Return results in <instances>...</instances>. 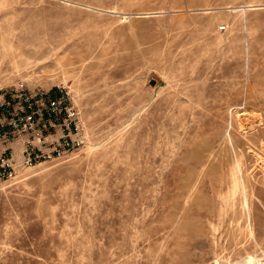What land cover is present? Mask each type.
<instances>
[{"label": "rangeland", "instance_id": "374dc122", "mask_svg": "<svg viewBox=\"0 0 264 264\" xmlns=\"http://www.w3.org/2000/svg\"><path fill=\"white\" fill-rule=\"evenodd\" d=\"M20 82L83 143L0 183V264H264V0H0Z\"/></svg>", "mask_w": 264, "mask_h": 264}, {"label": "built area", "instance_id": "2783aa9c", "mask_svg": "<svg viewBox=\"0 0 264 264\" xmlns=\"http://www.w3.org/2000/svg\"><path fill=\"white\" fill-rule=\"evenodd\" d=\"M82 123L72 104L70 91L31 89L20 82L0 87V144L26 135L23 157L19 160L12 147L0 156V183L16 176L18 169L35 166L45 159L60 158L83 143ZM61 129V136L49 141L50 131Z\"/></svg>", "mask_w": 264, "mask_h": 264}, {"label": "crops", "instance_id": "0c3cea01", "mask_svg": "<svg viewBox=\"0 0 264 264\" xmlns=\"http://www.w3.org/2000/svg\"><path fill=\"white\" fill-rule=\"evenodd\" d=\"M27 136L23 135L20 136L18 138L13 139L12 141H10L7 144H0V156L2 154V152L8 148V147H12L13 148V152L16 155L17 158L21 157V153L23 152V149L25 147V141H26Z\"/></svg>", "mask_w": 264, "mask_h": 264}]
</instances>
